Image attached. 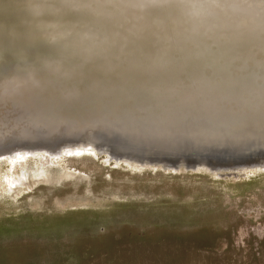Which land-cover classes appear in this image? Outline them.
<instances>
[{"label":"bare ground","instance_id":"bare-ground-1","mask_svg":"<svg viewBox=\"0 0 264 264\" xmlns=\"http://www.w3.org/2000/svg\"><path fill=\"white\" fill-rule=\"evenodd\" d=\"M26 2L0 0V143L264 138V0H78L86 7L49 30L51 43Z\"/></svg>","mask_w":264,"mask_h":264},{"label":"rangeland","instance_id":"rangeland-1","mask_svg":"<svg viewBox=\"0 0 264 264\" xmlns=\"http://www.w3.org/2000/svg\"><path fill=\"white\" fill-rule=\"evenodd\" d=\"M46 137L0 153V264H264V150L136 156Z\"/></svg>","mask_w":264,"mask_h":264},{"label":"water","instance_id":"water-1","mask_svg":"<svg viewBox=\"0 0 264 264\" xmlns=\"http://www.w3.org/2000/svg\"><path fill=\"white\" fill-rule=\"evenodd\" d=\"M60 137V136H59ZM59 137H55L52 139H47L48 142L43 141L45 143H48L52 149H56L60 145H63L64 143L70 142V141H64L62 142V139ZM105 138L101 137V141H104ZM138 139L135 138H129L127 136H114L110 144L108 145L109 149L114 148L117 143L120 144L121 148L125 150L124 152L127 154H135L136 156H139L138 152H151L152 150L156 152H164L167 154H189V153H195V154H203V153H223V154H229V155H239L243 158H247L248 156L251 157L252 155L262 152L264 150V145H252L246 142H233L228 140L224 144H217V143H195L192 139H176L170 142H162V146H152L145 141H136ZM29 141H26V143ZM18 141H10V142H4L0 143V153L9 152L13 149H16L18 145ZM36 143H39V145H42V141H39V139L36 141ZM173 144V145H168ZM23 145V144H19ZM20 147V146H18ZM22 147V146H21ZM111 151V149H110ZM113 151V150H112ZM122 153L121 155L125 154ZM247 156V157H246Z\"/></svg>","mask_w":264,"mask_h":264},{"label":"snow or ice","instance_id":"snow-or-ice-1","mask_svg":"<svg viewBox=\"0 0 264 264\" xmlns=\"http://www.w3.org/2000/svg\"><path fill=\"white\" fill-rule=\"evenodd\" d=\"M150 4L153 7L168 6L182 9H197L203 7V5L193 2V0H177L175 4L169 3L168 0H150ZM25 7L31 17L35 33L51 43L49 30L57 27L61 20L70 22V13L75 9L86 7V5L79 3L78 0H27ZM39 52L45 55L56 54V50L50 47H42L39 49ZM201 71H203V67L198 64H193L188 69L189 73ZM31 74L29 73V75ZM6 75L9 76L6 82L13 84L16 76L14 74Z\"/></svg>","mask_w":264,"mask_h":264}]
</instances>
